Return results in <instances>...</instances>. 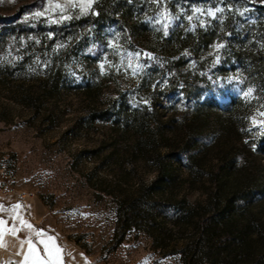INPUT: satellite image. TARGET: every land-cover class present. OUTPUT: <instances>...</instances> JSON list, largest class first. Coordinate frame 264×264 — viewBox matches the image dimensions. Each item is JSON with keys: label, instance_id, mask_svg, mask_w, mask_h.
I'll return each instance as SVG.
<instances>
[{"label": "rangeland", "instance_id": "374dc122", "mask_svg": "<svg viewBox=\"0 0 264 264\" xmlns=\"http://www.w3.org/2000/svg\"><path fill=\"white\" fill-rule=\"evenodd\" d=\"M97 1L82 11L86 0H0V18L12 15L21 25L11 30L0 22V164L16 175L7 191L0 172V219L5 222L0 243L18 255L20 264L27 238L37 250L43 247L36 230L44 229V238L52 236L62 249L64 264H182L181 254L171 250L188 232L170 220L159 218L151 232L132 227L118 242L123 198L138 194L142 186L157 197L149 188L155 165L132 152L134 132L126 127V111L160 97L157 84L170 77L162 79L163 60L176 56L171 46H162L170 28L205 27L236 9L232 0H114L116 6L134 9L136 21L116 13L114 22L97 24L89 17ZM258 3L264 0H238L237 11L253 16ZM61 16L68 18L59 20ZM229 70L224 77L216 74L213 88L200 89L197 99L189 101L181 93L160 97L170 106L164 118L172 113L189 117L197 102L256 99L245 137L255 152L264 125L253 118L264 121V98ZM56 71L62 75L58 88L51 80ZM145 79H151L150 88L146 82L142 86ZM224 116L214 112L205 130L211 148L206 170L229 169L217 154L233 146ZM261 162L264 166V157ZM203 180L214 187L206 176ZM177 194L186 196L190 206L206 205L207 190L200 182L184 185Z\"/></svg>", "mask_w": 264, "mask_h": 264}, {"label": "trees", "instance_id": "16d2710c", "mask_svg": "<svg viewBox=\"0 0 264 264\" xmlns=\"http://www.w3.org/2000/svg\"><path fill=\"white\" fill-rule=\"evenodd\" d=\"M237 2L232 0L236 10L227 18H215L193 30L178 24L163 36L162 46H171L176 56L163 60L162 79L168 74L170 77L166 84H157L160 97L181 93L189 101L197 99L200 89L213 88L216 74L224 77L232 68L242 86L255 88L258 98H264V3H258L253 16H248L237 11ZM116 13L133 22L137 18L136 11L128 6L99 0L90 22L110 24ZM0 22L10 24L11 30L21 26L12 15L0 18ZM216 44L222 47L216 48ZM227 63H231L230 68ZM61 79L60 71L51 75L56 88ZM146 79L142 86L146 82L150 88L151 79ZM160 97L126 111V127L134 132L132 152L155 165L149 188L157 197L152 192L146 194L142 186L138 194L123 198L118 242L135 226L151 232L160 218L188 232L171 250L181 254L182 264H264V132L258 136L255 152L245 141L250 133L251 104L257 100L232 98L224 105L210 100L197 102L189 108V117L177 118L172 113L164 118L170 106L162 104ZM217 111L225 114L233 140L230 149H218V156L229 168L221 172L206 170L211 148L205 142V130ZM205 176L214 187L206 186ZM197 182L207 190L204 206H190L186 196L178 198L179 188L186 184L194 187Z\"/></svg>", "mask_w": 264, "mask_h": 264}, {"label": "snow or ice", "instance_id": "6c2138e0", "mask_svg": "<svg viewBox=\"0 0 264 264\" xmlns=\"http://www.w3.org/2000/svg\"><path fill=\"white\" fill-rule=\"evenodd\" d=\"M91 3L92 0H86V3H82L80 5L82 11L83 9L90 6ZM58 7L60 6L58 5ZM46 14H47L46 12H37L34 15L44 16ZM67 18L68 17L61 16L59 20H64ZM59 20H51L50 22H59ZM215 47L220 48L222 47V45L216 44ZM251 91L252 90L249 89V93ZM245 95H248V93H245ZM145 103H147V101H145ZM261 115H264V113H261ZM253 122L264 125V121H256L254 118H253ZM253 147H255V145ZM20 223L22 225H25L29 229L33 228V225L31 223L24 221L23 219H21ZM4 224L5 222L2 219H0V235H2L4 232ZM11 231L12 234H15V232L18 231V229L13 228L11 229ZM44 237H45L44 229H37L36 239L39 241L40 244L43 245V247L39 250H37V247L33 239L27 238L28 250L23 254L24 260L21 261L20 264H64L62 259V249L55 243L54 238L52 236H47L46 238ZM41 253H43V255H41Z\"/></svg>", "mask_w": 264, "mask_h": 264}, {"label": "built area", "instance_id": "2783aa9c", "mask_svg": "<svg viewBox=\"0 0 264 264\" xmlns=\"http://www.w3.org/2000/svg\"><path fill=\"white\" fill-rule=\"evenodd\" d=\"M0 172L5 176L6 180L4 183V189L5 190H12V182H14L16 175L8 169V167L5 164H0ZM8 181L10 183H8ZM0 264H19L18 255L2 249L1 243H0Z\"/></svg>", "mask_w": 264, "mask_h": 264}, {"label": "crops", "instance_id": "0c3cea01", "mask_svg": "<svg viewBox=\"0 0 264 264\" xmlns=\"http://www.w3.org/2000/svg\"><path fill=\"white\" fill-rule=\"evenodd\" d=\"M0 211H2V210H0Z\"/></svg>", "mask_w": 264, "mask_h": 264}]
</instances>
